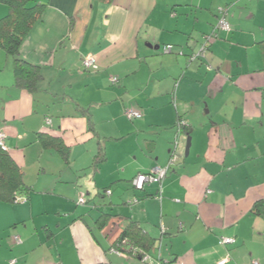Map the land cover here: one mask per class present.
<instances>
[{
    "label": "crops",
    "instance_id": "obj_1",
    "mask_svg": "<svg viewBox=\"0 0 264 264\" xmlns=\"http://www.w3.org/2000/svg\"><path fill=\"white\" fill-rule=\"evenodd\" d=\"M39 1L20 50L36 92L0 47V133L30 187L0 201V264H264V0ZM220 9L230 31L189 63ZM174 154L161 186L133 187ZM133 222L154 240L148 262L116 247Z\"/></svg>",
    "mask_w": 264,
    "mask_h": 264
},
{
    "label": "trees",
    "instance_id": "obj_2",
    "mask_svg": "<svg viewBox=\"0 0 264 264\" xmlns=\"http://www.w3.org/2000/svg\"><path fill=\"white\" fill-rule=\"evenodd\" d=\"M100 1L112 4L115 0ZM0 4L6 6L8 10L7 15L0 19V47L14 59L15 85L30 92H36L38 84L42 80L41 69L22 59L20 50L33 26L42 17L46 6L40 4L39 0H0ZM40 140L44 148L52 147L66 161L69 160V148L61 140L43 136H40ZM97 159H101V153ZM29 192L30 187L24 181L22 168L18 166L8 150L4 151L0 147V201L19 204L21 203L20 199L27 200L23 199L21 195L29 194ZM124 242L128 244L124 245ZM153 245L154 240L148 238L141 227L136 222H133L121 235L116 247H122L121 251L131 248L130 252L133 256L142 258L143 254L149 253Z\"/></svg>",
    "mask_w": 264,
    "mask_h": 264
},
{
    "label": "built area",
    "instance_id": "obj_3",
    "mask_svg": "<svg viewBox=\"0 0 264 264\" xmlns=\"http://www.w3.org/2000/svg\"><path fill=\"white\" fill-rule=\"evenodd\" d=\"M220 19L217 25L215 26L214 31L212 32L211 35H206L203 39V45L200 47L198 52L194 53L189 57V62L193 63L195 61L199 60H205L206 59V54L210 49V46L212 43H214L216 40L219 39V35L221 32L225 31H230V24L227 20L228 17V10L227 9H220ZM174 50L173 45H166L163 47V53L164 54H171ZM183 55V53H181ZM83 68L87 72H97L99 70V66L97 64V61L94 57L88 56L83 60ZM111 82L113 85H117L120 82V79L118 77H112ZM133 118H141L140 114L138 113H133L131 115ZM47 125H51V119L46 120ZM6 140V134L1 132L0 133V147L4 150L7 151L8 148L5 144ZM177 156L174 154L171 162L166 166V167H155L153 168L149 173L147 174H139L135 177V179L132 182L133 187L138 190L142 191L147 184H158L162 185L164 180L167 178L168 174L170 173L171 167L176 161ZM107 194L111 195V191H108ZM21 203H24V200H19ZM23 201V202H22ZM135 202H138V200H135ZM85 200L80 199V204H84ZM17 241H19V238H17ZM235 242L234 239L231 238H222L221 244L224 245H230ZM128 244L126 242L123 243ZM114 253L117 255L124 256L125 254L121 251L113 250ZM143 262H148L149 261V256L148 254H143V257L141 258ZM227 260L221 261L219 264H226Z\"/></svg>",
    "mask_w": 264,
    "mask_h": 264
},
{
    "label": "rangeland",
    "instance_id": "obj_4",
    "mask_svg": "<svg viewBox=\"0 0 264 264\" xmlns=\"http://www.w3.org/2000/svg\"><path fill=\"white\" fill-rule=\"evenodd\" d=\"M0 7H4V6H1V4H0ZM0 9H2V8H0ZM3 14H4V13H3ZM4 16H5V15H3V17H4ZM3 17H2V15H0V18H3ZM30 175H31V176H30ZM34 175H35V174L32 175V173H31V174L28 175V178H31V180H32V176H34ZM32 181H33V180H32ZM77 204H78V205L80 204V199L77 201ZM66 243H68V241H67Z\"/></svg>",
    "mask_w": 264,
    "mask_h": 264
},
{
    "label": "water",
    "instance_id": "obj_5",
    "mask_svg": "<svg viewBox=\"0 0 264 264\" xmlns=\"http://www.w3.org/2000/svg\"><path fill=\"white\" fill-rule=\"evenodd\" d=\"M202 45H203V42H202L201 46ZM190 146H191V138H188V144H187V147H186V153H189Z\"/></svg>",
    "mask_w": 264,
    "mask_h": 264
}]
</instances>
